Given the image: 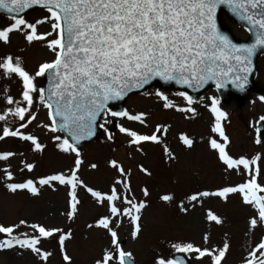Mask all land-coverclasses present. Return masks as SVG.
Masks as SVG:
<instances>
[{
    "label": "snow or ice",
    "instance_id": "snow-or-ice-1",
    "mask_svg": "<svg viewBox=\"0 0 264 264\" xmlns=\"http://www.w3.org/2000/svg\"><path fill=\"white\" fill-rule=\"evenodd\" d=\"M34 6L44 9L49 15L38 19L35 23L28 22L22 13ZM227 8L231 15L246 25L245 30L250 33L252 42L240 44L223 32L217 23V11ZM0 10L8 14L11 23L0 28V42L10 43V34L23 32L25 40L44 41L55 33V38L47 41V47L55 55L49 63H42L34 75L27 72L19 57L8 55L0 58V77L5 79L18 77L22 84L21 99L16 100L6 95L8 107L0 113V121L7 123L12 117L20 121L16 129L5 126L0 140L6 137H16L21 141L30 142L32 150L39 152L43 145L38 138L26 134L20 129H26L35 119L30 111L36 96L39 103L48 110V127L52 133H66V138L55 136L57 148L63 153H75V166L70 175L57 173L41 177L34 182L27 179L24 182L13 181V174L7 168L3 174L8 181L5 184L9 192L26 190L32 196L39 194V188L48 186L54 188V182L67 186L69 219L77 211L80 201L77 198V187L84 188L98 203H107L110 215L101 217L95 226L105 229L111 237V248L105 249L101 259L95 264H135L132 253L121 246L117 231L110 225L115 222L120 226L121 217H128L132 225L131 237L136 239L141 226L139 224L140 211L145 207L143 201L136 203L125 193L130 192L125 170L116 161L110 166L119 172L121 179H116L105 193L93 190L84 185L77 175L83 161L77 145L82 140L95 135L98 118L108 115L113 118H126L129 121L144 123L143 113L132 115L127 111H112L111 102L123 100L134 89H142L151 81L159 79L166 83H175L183 88L199 91L208 84H213L219 91L227 86L243 92L248 85L249 75L252 73L253 57L258 51L264 52V0H0ZM51 23L50 32L38 33L37 25ZM46 77L47 89L37 87L35 80ZM7 92V88L4 89ZM36 94V95H34ZM156 95L164 101L165 109L174 107L167 96L157 91ZM182 97L188 107L177 108V111L195 114L192 107L193 97L184 91L176 93ZM203 99V97H201ZM211 101L208 110L213 117L211 132L218 134L221 140L209 138V146L218 154L220 162L229 170L238 174L243 172L248 176L243 183L233 187H223L217 191H202L188 197L190 202L198 201L201 197H219L226 200L229 194L239 193L242 202L251 206L256 216L249 220V229L258 224H264V185L257 182L259 168H254L259 156L251 159L246 157L233 158L226 151L229 143L222 127V120L227 119V113L219 106L218 97H208ZM264 100V97H261ZM264 121V116L260 117ZM110 123V121H105ZM104 127L103 124L99 125ZM119 132L130 138L131 145H141L144 142L160 143L157 132L151 135L138 132L117 124ZM107 132V128L104 129ZM112 139V135H108ZM183 144L191 147L193 141L185 136L180 137ZM260 129L257 128L256 144H261ZM165 155L169 154L167 147ZM15 153H0V161H8ZM29 172L33 171L32 164H26ZM96 168L95 164L91 165ZM147 172L146 169H140ZM122 185L124 192L118 190ZM147 196V190H143ZM170 201V195L161 197ZM122 201L127 207H119ZM181 211H187L183 206ZM209 222L220 225L222 219L209 210L206 214ZM21 225L33 230V235L13 233ZM92 227V225H89ZM60 229L45 228L39 224H27L20 220L18 225H0V234L6 238L0 239V250H11L16 247L30 250L41 260H46L49 252L41 250L42 240L53 238ZM38 233V235H36ZM67 234L59 235L61 252L65 251ZM208 237L205 235L204 242ZM171 248L175 253L187 256L197 253V260L209 257L211 264H221L229 248L227 242L222 248H199L191 243H174ZM65 261L70 258L65 254ZM155 264H186L181 256H159ZM244 264H264V239L248 253Z\"/></svg>",
    "mask_w": 264,
    "mask_h": 264
},
{
    "label": "rangeland",
    "instance_id": "rangeland-1",
    "mask_svg": "<svg viewBox=\"0 0 264 264\" xmlns=\"http://www.w3.org/2000/svg\"><path fill=\"white\" fill-rule=\"evenodd\" d=\"M49 14L45 10H35L24 17L30 23L43 19ZM221 19L232 31L236 38L245 39L243 28L234 25L224 16ZM11 22L0 17V28ZM38 33L52 31L51 23L37 25ZM55 38V33L44 41H33L29 44L23 32L10 34V43L0 42V58L11 55L19 57L22 66L34 75L42 63H49L55 55L47 47V41ZM262 64V58L258 65ZM261 65L259 66V68ZM44 77L35 80L37 87H43ZM259 83L264 85V66L259 74ZM7 88V92L4 89ZM22 84L18 77L5 79L0 77V113L8 107L5 96L11 95L20 100ZM159 91L173 103L174 107L165 109L156 92ZM179 91H164L158 86L145 90L140 94L130 96L125 103L124 111L132 115L143 113L144 123L129 121L126 118H113L104 115L101 124L102 135L99 140L90 143L78 150L83 163L77 175L84 185L93 190L109 192L113 182L121 179L119 172L110 167L111 161H116L125 170L130 192L125 193L129 199L139 203L143 201L145 207L141 209L139 224L141 231L136 239L131 237L132 225L128 217H121L120 226L115 222L110 225L117 231L121 246L125 251L131 252L134 261L139 264H155L159 256L171 257L182 255L175 253L171 248L174 243H191L195 247L222 248L224 243L229 248L221 264H244L248 253L261 239H264V224H258L249 229V220L256 216L255 210L242 202L239 193L229 194L226 200L219 197H201L198 201L190 202L188 197L202 191L214 192L223 187H233L243 183L248 176L235 170H229L223 165L215 150L209 146V138L223 142L218 134L211 132L213 117L208 110L211 101L208 97H217L212 90L201 93L192 105L196 112H180L177 108L188 107L186 101L177 96ZM36 95V94H34ZM203 97V99H201ZM227 119L221 124L229 143L226 151L233 158L241 156L251 159L259 156L260 159L254 168H259L257 182L264 185V142L256 144V124L264 116V100L251 97L243 103L230 101L220 103ZM35 119L26 129H20L26 134L34 135L44 146L42 151L32 150L30 142L21 141L16 137H6L0 140V153H15L8 161H0V225H18L20 220L27 224H39L45 228L60 229L53 238L42 240L39 247L49 252L46 260H41L30 250L18 247L11 250H0V264H95L102 258L105 249L111 248V237L105 229L95 226L101 217L110 215L107 203L98 204L82 187H77L76 194L80 203L71 219L68 218V187L54 182V188L39 186V194L32 196L26 190L9 192L3 169L7 168L13 174L16 183L32 179L34 182L41 177L63 173L70 175L75 166V153H63L57 148L55 134L49 131L47 123L48 111L39 103L38 96L30 109ZM12 117L7 123L0 121V135L5 126L16 129L20 121L13 122ZM110 123H105V121ZM116 121V124L113 122ZM121 124L139 134L151 135L161 126L162 132H157L160 143L144 142L141 145H131L130 138L119 132L116 127ZM107 128V132H105ZM112 139H108V135ZM181 135L193 141L191 147L183 144ZM264 141V132L261 134ZM171 145L173 151L165 155L164 148ZM32 164L33 171L29 172L26 164ZM95 164L97 167L92 168ZM144 168L147 172H142ZM118 190L124 192L122 185ZM148 195H144L143 190ZM170 195V201L161 199ZM123 208L122 201L117 202ZM187 211H181V207ZM211 210L222 219L220 225L206 219L207 212ZM92 225V227H89ZM33 235V230L21 225L13 233ZM67 234L65 251L61 252L59 235ZM38 235V233H36ZM207 235V243L204 237ZM6 238L0 234V239ZM70 260L65 261L64 255ZM197 253L184 256L190 264H211L209 257L197 260Z\"/></svg>",
    "mask_w": 264,
    "mask_h": 264
},
{
    "label": "water",
    "instance_id": "water-1",
    "mask_svg": "<svg viewBox=\"0 0 264 264\" xmlns=\"http://www.w3.org/2000/svg\"><path fill=\"white\" fill-rule=\"evenodd\" d=\"M223 10H225L226 13H227V14H228L233 20H235L237 23H241V24H243V22L237 21V20L231 15V13L228 11L227 8L222 7V8H220V9H218L217 14H218L220 11H223ZM0 13H5V12H3L2 10H0ZM5 14H7V13H5ZM217 23H218V22H217ZM243 25H244V24H243ZM218 26H219V25H218ZM245 26H246V25H245ZM219 28H220L223 32H225L226 34H228V35L230 36V34L228 33V31H226L225 29H223L221 26H219ZM230 38H232V37L230 36ZM251 42H252V39H251L248 43H251ZM246 44H247V43H246ZM261 53H263V52L258 51L257 54L253 57L252 73L249 75V78H248V85H247L245 91H243V92H240V91H238V90L232 88L230 85L227 86L225 89H221V90L218 91V90L215 88V86H214L213 84H211V83L208 84V85H206L204 88L200 89L199 91H193L192 89L183 88V87H181L180 85H177V84H175V83H166V82L161 81V80H159V79H155V80L151 81L148 85H145V87L142 88V89H134V90L131 91V92L142 91V90H144L147 86H149L150 84H152L154 81H159V82L163 85V87H165V88L173 87V88H177V89L187 90L188 92L192 93L193 96L196 95L197 93L201 92V91L204 90L205 88H207V87H209V86H212L213 88H215V89L217 90V92H218L220 98L223 100V102H227V101H229V100L232 99V98H236L237 100L242 101V100L245 99V97L247 96V93H248V92L251 91V92H256V93H257V92L259 91L258 87L253 83V65H254V63H255V58H256L258 55H260ZM47 87H48V81H46L45 89H47ZM131 92H129V93H131ZM129 93H128V94H129ZM128 94H127V96H128ZM127 96H125L123 100H119V101L111 102V103L109 104V106H115V107H118V108L120 109V106H122V104H123V102H124V100L126 99ZM98 119H99V118H98ZM261 129H262V128H260V130H261ZM62 133H63V132H62ZM64 135L67 136L66 133H64ZM98 135H99V132H98V130H97V128H96V129H95V135H93L90 139L82 140V141L80 142V144L77 145V147L83 146L85 142H87V141H91L92 139H94V138L97 137ZM185 262H186V264H188V262H187L186 260H185ZM135 264H136V263H135Z\"/></svg>",
    "mask_w": 264,
    "mask_h": 264
},
{
    "label": "bare ground",
    "instance_id": "bare-ground-1",
    "mask_svg": "<svg viewBox=\"0 0 264 264\" xmlns=\"http://www.w3.org/2000/svg\"><path fill=\"white\" fill-rule=\"evenodd\" d=\"M167 148H168L169 152L173 151V149H172V146H171V145H167Z\"/></svg>",
    "mask_w": 264,
    "mask_h": 264
}]
</instances>
